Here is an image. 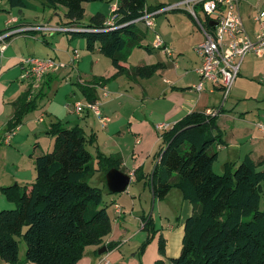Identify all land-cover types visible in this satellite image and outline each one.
<instances>
[{
    "label": "trees",
    "instance_id": "1",
    "mask_svg": "<svg viewBox=\"0 0 264 264\" xmlns=\"http://www.w3.org/2000/svg\"><path fill=\"white\" fill-rule=\"evenodd\" d=\"M6 1L10 8H34L27 0ZM41 1L54 9L64 7V25L77 28L72 34L85 39L87 51L98 50L110 60L117 72L105 81L120 74L150 78L161 67L155 64L128 70L120 65L123 53L139 46L144 38L133 21L143 14L146 0H118L112 26L105 25L106 18L100 13L92 16L88 25L80 22L84 3L103 0ZM161 7L147 8L154 11ZM26 98L24 94L15 103L13 124L34 107L35 101ZM48 134L53 137V148L35 157L34 182L0 188L5 199L15 205L14 209L0 210L3 264H78L87 247L100 245L110 233L102 190L91 186L89 179L98 171L106 174L112 168L119 169L120 158L100 151L93 156L87 145L93 143L94 135L85 136L78 126L64 127L55 122ZM161 140L162 146L155 153L157 165L143 185L149 186L158 200L177 189L192 208L183 224L180 254L171 263L264 264V211L259 210L264 170H258L256 163L245 157L238 165L225 163L221 175L214 173L218 157L215 145L223 143L216 116L187 114L163 132ZM141 173L136 170V180L144 179ZM142 222L147 236L139 254L154 234L152 220L144 217ZM16 237L26 246L24 262L18 260ZM158 247L163 255L162 238Z\"/></svg>",
    "mask_w": 264,
    "mask_h": 264
},
{
    "label": "crops",
    "instance_id": "2",
    "mask_svg": "<svg viewBox=\"0 0 264 264\" xmlns=\"http://www.w3.org/2000/svg\"><path fill=\"white\" fill-rule=\"evenodd\" d=\"M40 2L43 5L41 0ZM108 2H112L110 6H117L118 0H108ZM144 9L148 10L147 7ZM15 11L16 8H10L6 0H0V33L7 29L6 23L11 19L16 20L15 23L11 24L12 28L41 25H28L20 19L22 11ZM260 11H264V0L240 1L239 14L244 29L249 36H253L257 29V23L253 17ZM137 28L144 35L145 39L150 29L145 28L143 24ZM153 34L154 36L156 35L155 32ZM45 35L34 31L15 35L7 39L3 49H1L0 44V123L2 124L0 130H4V116L9 112L7 105L9 103L10 106L11 104L14 105V107L11 106V112L13 113L15 103L24 94H27L26 99L30 101L33 93H35H32L31 90L33 85L34 88L36 85L31 80L23 78L24 70L21 61L28 57L36 58L34 57L35 43L33 41L42 37L43 42L48 44ZM200 35L202 37L201 33ZM180 40L178 39L179 42ZM163 43L165 47L168 46L165 41ZM172 43L175 42L172 40ZM146 46L150 50L153 49L148 44ZM174 48V51L169 56L162 51L156 52L155 58L158 61L157 64L162 65V70H159V72L157 69V72L150 78H132L125 74H120L112 80L105 81L106 78L98 75V78L93 84L90 83L82 86L84 98L89 103L97 102L100 106L101 114L108 121L104 125L100 124L91 112L84 113L80 118L88 122L90 124L89 126L94 127L95 131H97L98 124L100 125L103 131L99 133L98 130L96 133L91 129L90 135L92 134L94 138H97V134H102L105 144L101 153L106 156H117L120 158L119 169L117 170L130 176L131 180L129 185L132 184L133 188L128 192V185L124 192L121 194L117 193L118 195L116 196V193L109 192L106 186V174L99 171L94 174L96 175L98 173L96 187L100 188V186H105L107 194H110L105 202L110 218L111 230L102 239L100 245L89 246L85 249L78 264H97L103 254L107 255L113 264H154L156 261H162L163 264H172L171 259L180 254L183 224L191 215V205L182 198L181 193L177 189H171L164 199L158 200L153 196L150 187L143 185L146 180L150 179L152 171L157 165L155 153L162 146L161 135L163 132L157 131L155 125L158 123H166L171 128L187 114L192 112L205 113L207 110L215 109L219 106L221 92L214 89L209 83L204 84L200 92H196L193 89L199 81L196 69L200 65V56L199 63L193 69V78L190 81H184L186 73L178 74L176 72L178 67L176 68L172 63L174 62V55L179 54L181 49L177 48V46ZM29 50L33 51V53ZM96 51L99 53L98 50L93 52ZM152 51H155V49ZM69 54L70 58L71 51ZM132 55L131 48H128L127 52L122 55L124 59H122L123 61H121L120 65L128 70L131 69L133 66H130L128 62ZM249 56L251 57L244 59L243 72L239 73L230 92L231 95L229 96L232 99L229 107L225 110L223 108L216 116V126L218 129L222 130L223 128V130L229 132L228 137L224 139L223 136V143L217 144L215 147L218 153L217 160L220 158V152L227 151L231 147L237 148L234 136L245 139L249 137L250 130L256 128L258 133L264 137V134L257 128L258 124L264 125V57ZM46 58L57 60L59 56L54 50ZM167 61L168 64H166ZM138 66L141 65H136V67ZM110 70L108 76L112 77L117 71L112 65ZM156 73H162L161 76L166 75L167 77L157 79ZM53 77H57V75L50 74L45 76L43 78L44 80L42 79V87L48 84L50 86ZM18 79L23 83L21 86H24L23 88L25 89L18 97V100L15 97L8 99V93L12 83ZM19 89L22 88L19 87ZM123 90H125V93ZM41 92L43 93L44 91ZM105 92L108 93L106 97ZM41 115L43 116L42 123H45V115ZM54 123L47 124L43 130L50 142L46 145L49 147L52 146V148L54 141L53 137L48 134V131H50V126ZM63 126L74 127L69 126L68 122ZM75 126L79 127L78 121L75 123ZM2 136L3 134L0 136V148L4 143L2 141L4 137ZM33 136L35 141L37 136L36 134H33ZM16 138L17 136H15ZM257 141L251 144V151L244 153L242 157L241 151L236 152V150H232L234 154L229 159H224L223 165L225 163L238 165L245 157H249L255 163L262 161L264 159V142L260 137ZM29 145L30 141H27L25 143L26 150L23 151L22 155L23 159L29 156V159H31L30 165L34 169L35 157L45 152L42 150L36 152L35 148L38 142H34L30 146V149H28ZM31 147L33 153L30 152ZM16 167L17 170H20L18 166ZM261 168H264V165ZM136 170H141V174L144 176L143 180H136ZM31 178V176L25 178L20 171H17V175L11 177L10 184L8 179L5 178L4 183L0 187H8L14 184L20 187L28 186L31 184H27L31 182ZM144 217L150 218L154 223V234L149 243L144 247L142 253L139 254L140 245L145 241L147 236L144 227H141ZM160 238L164 240L165 248L163 255L160 254L158 247ZM108 245L111 246L109 250L107 249ZM101 248H105L106 251L100 255L98 252Z\"/></svg>",
    "mask_w": 264,
    "mask_h": 264
},
{
    "label": "rangeland",
    "instance_id": "3",
    "mask_svg": "<svg viewBox=\"0 0 264 264\" xmlns=\"http://www.w3.org/2000/svg\"><path fill=\"white\" fill-rule=\"evenodd\" d=\"M27 1L31 3L34 8H16L15 12H18L17 10H21L22 15L20 16V19L28 25L41 24L51 27L55 25H64L66 21L64 17V7L57 6L54 9L40 4V0ZM180 1L181 0H146V7H151L152 9L159 6L168 7L179 3ZM111 3L112 2H108V0L84 3L82 19L80 20L82 25H88L90 18L96 13L105 15V18L109 20L110 16L112 15V11L110 8ZM199 19L202 21L201 15L199 16ZM136 26L140 27L141 23L137 24ZM198 29L199 28L197 26V23L195 22V20L189 17V14L186 11L185 7L176 11H166L154 17L153 31H148V36L140 41L139 46H133L131 48V53L133 55L130 58L128 64L133 67H136V65L149 66L157 64L158 61L155 58L156 52L162 50L155 49V51H152V49L149 51L144 48L147 44L151 48V44L154 39L153 32H155L162 42H166V44L168 45L166 46V48L170 52V54L174 51V47L176 46L177 48L181 49V52L179 54L174 53V62L172 63L174 66H176V68L178 67L176 71L178 74L186 73V78L184 81H190L194 76L193 69L199 63V55L197 54L195 49L198 43L203 39L200 35L201 32L199 33L200 30L198 31ZM45 39L48 41V44L43 42L42 37H39L36 41H33V43H35L34 57H36L37 59H46L48 54L54 52L55 50V52L59 56L57 62L61 65V67L56 71V73H54L55 75H57V77L52 78L50 86L48 84L45 85V87H42V80V82L37 84L35 88L33 85L31 91L32 93H35H33L31 101H35L34 107L31 109H27V112L22 114L18 123L13 124L11 122L14 116V110L12 113L11 108L14 107V105L11 104L12 107L10 106V103L9 105H7L9 112L6 116H4V130H0V136L3 134L2 137H4L2 140L4 141L3 146H1L0 148V185L4 183L5 178L8 179L10 184L11 177H15L17 175V171H20L25 178H28V176L32 177L30 180L31 182H28L27 184L32 183L35 180V171L33 169V166L31 167L30 165L31 159H29V156H27L26 159H23L22 153L26 150L25 143L27 141H30L28 149H30V146H32L34 142H38V145L35 148L36 152H40L42 150L46 153L52 150V146L49 147L46 145L50 142L48 137L43 132L47 124L49 125L51 122H60L62 125H66V123L68 122L69 126H75V123H77L78 121L79 127L82 128L84 134L87 135V137L90 136L91 129L95 131L94 127L89 126L90 124L88 122H85L83 118H80V116L88 111L85 110L81 114H76L74 111V105L76 103H81L84 106L88 103L84 98L82 86H86L90 83L93 84L94 81L98 78V75L106 79L107 77L111 78L108 76L111 71L110 60L107 57L100 55V53H98L97 51L93 53L88 52L85 48V39H83L79 35H74L72 33H47L45 35ZM178 39H181L180 42L178 41ZM172 40L175 43H172ZM177 41L181 46L177 43ZM73 50H77L79 59L77 62L71 65V57L69 58V53L70 51L72 53ZM29 51L33 53V51L31 50ZM250 57L251 56H247L246 58L248 59ZM244 62L241 67V73L244 69ZM166 64H168V61L166 62ZM159 70H162V65L158 69V71ZM161 75L162 73H156V78L160 79L161 77L162 79L167 77L166 75V77ZM22 84L23 83H21L20 79L13 81L8 93V99H10V97H15L18 100V97L25 89L23 88L24 86H21ZM19 87L22 89H19ZM40 91H44V94L42 92L40 93ZM123 92L125 93V90H123ZM231 99L232 98L230 96L227 98L222 109L224 108L225 110L229 107ZM219 107L220 103L218 108ZM41 114L45 115V123H42L38 120ZM1 125L2 124L0 123V126ZM98 130L99 133L103 131L99 124L97 127V131ZM219 130L222 135V139L223 136L224 139L229 136L228 131L223 130V128L222 130ZM97 131L95 132L97 133ZM8 134L10 136L9 138H7ZM33 134H36L37 136L35 141ZM15 136H17L16 139ZM259 137L264 142V137L260 133H258V130L256 128H252V130H250L249 137H246L245 139L234 136V139L236 141L235 145L237 146V148L231 147L228 148L227 151L220 152V158L213 164L214 173L218 175H221L223 173V162L225 161L224 159L227 160L229 159V157H231V155L234 154L232 153V150H236V152L241 151L242 157L244 153L251 151V144L258 142L257 139ZM104 144L105 140L102 134H97V138H94L92 144L87 145V149L93 156H95L96 151L101 152V150L104 149ZM30 152L33 153L32 147ZM256 165L258 170H264V168H261L262 165H264V161L257 162ZM16 166H18L20 170H17ZM97 174L93 175L89 179V184L91 186H97ZM0 188H2V186ZM100 188L102 189L103 205H105V201H107L106 199L108 196H110V194H107L105 186H100ZM131 188H133L132 184L129 185L128 192L131 190ZM118 194L115 195L117 196ZM0 200V210H10L15 208L14 203L4 199V195L2 194L1 190ZM259 210L264 211V184H262L261 186ZM249 219L250 218H246V220ZM16 240L18 242V260L20 262H24L26 251L25 243L21 237H16ZM0 264H3L1 259Z\"/></svg>",
    "mask_w": 264,
    "mask_h": 264
},
{
    "label": "built area",
    "instance_id": "4",
    "mask_svg": "<svg viewBox=\"0 0 264 264\" xmlns=\"http://www.w3.org/2000/svg\"><path fill=\"white\" fill-rule=\"evenodd\" d=\"M241 0H181L179 3L161 7L154 11L143 10L140 18L133 21L134 24H143L145 28L153 30L154 17L169 11L184 8L189 16L195 20L202 34V41L196 46L195 51L200 56V65L196 69L199 81L194 86L196 92H200L204 84L209 83L214 89L221 92L220 107L207 110L208 116H217L230 95L233 85L239 76L240 69L244 59L248 55L256 57H264V11L257 12L253 19L257 23V29L253 36H249L244 29L241 16L239 14V5ZM116 6H111L112 15L105 22L106 26H112L115 21ZM201 15L202 21L199 19ZM15 19L9 20L6 25L7 29L4 33H0L1 49L4 48L7 36H15L30 32L40 33H74L77 31L75 26L67 25H37L12 28L11 24L15 23ZM212 23V25H210ZM12 28V29H11ZM153 49L162 50L166 55L170 52L165 47L164 43L159 39L158 35L154 36L151 44ZM79 59L77 50L71 53L70 64L73 65ZM24 78L31 80L35 85L50 74L56 73L61 67L57 60L52 58L37 59L24 58L21 61ZM108 95L105 92V97ZM91 112L97 117L99 122L104 125L107 118L103 117L100 111V106L97 102L87 103L82 105L76 103L74 111L76 114H81L84 111ZM43 120L41 115L38 119ZM257 128L264 134V125L258 124ZM155 129L159 132H165L170 129L169 124L158 123ZM9 134L7 138H9ZM141 227H144L142 222ZM97 264H113L108 259L107 255L103 254Z\"/></svg>",
    "mask_w": 264,
    "mask_h": 264
},
{
    "label": "water",
    "instance_id": "5",
    "mask_svg": "<svg viewBox=\"0 0 264 264\" xmlns=\"http://www.w3.org/2000/svg\"><path fill=\"white\" fill-rule=\"evenodd\" d=\"M210 25H212V23H210ZM11 37L12 36H7L6 40ZM105 180L109 192L117 194L122 193L127 189L131 178L130 176L120 172L119 170L112 168L106 173ZM105 251V248H101L98 253L101 255Z\"/></svg>",
    "mask_w": 264,
    "mask_h": 264
}]
</instances>
